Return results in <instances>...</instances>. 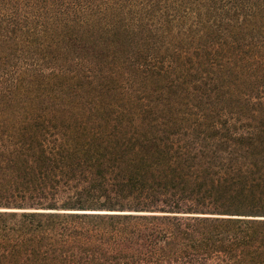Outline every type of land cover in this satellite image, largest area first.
<instances>
[{"label": "trees", "instance_id": "1", "mask_svg": "<svg viewBox=\"0 0 264 264\" xmlns=\"http://www.w3.org/2000/svg\"><path fill=\"white\" fill-rule=\"evenodd\" d=\"M0 264H264V0H0Z\"/></svg>", "mask_w": 264, "mask_h": 264}]
</instances>
